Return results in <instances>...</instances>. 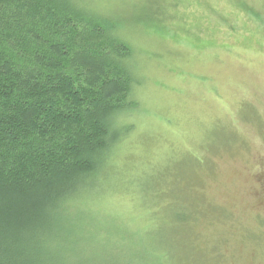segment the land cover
<instances>
[{
    "label": "rangeland",
    "instance_id": "rangeland-1",
    "mask_svg": "<svg viewBox=\"0 0 264 264\" xmlns=\"http://www.w3.org/2000/svg\"><path fill=\"white\" fill-rule=\"evenodd\" d=\"M246 1L82 0L119 23L140 85L70 240L75 221L116 264H264V0Z\"/></svg>",
    "mask_w": 264,
    "mask_h": 264
},
{
    "label": "trees",
    "instance_id": "trees-1",
    "mask_svg": "<svg viewBox=\"0 0 264 264\" xmlns=\"http://www.w3.org/2000/svg\"><path fill=\"white\" fill-rule=\"evenodd\" d=\"M134 57L119 23L82 0H0V264L115 263L64 222L103 191L132 130Z\"/></svg>",
    "mask_w": 264,
    "mask_h": 264
}]
</instances>
